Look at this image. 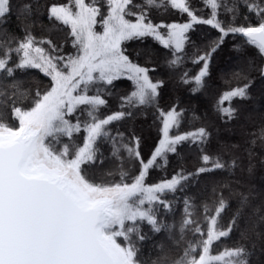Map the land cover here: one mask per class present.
Returning a JSON list of instances; mask_svg holds the SVG:
<instances>
[{"label":"snow or ice","instance_id":"obj_1","mask_svg":"<svg viewBox=\"0 0 264 264\" xmlns=\"http://www.w3.org/2000/svg\"><path fill=\"white\" fill-rule=\"evenodd\" d=\"M165 3L186 14L189 22L154 23L151 10ZM202 3L210 9L207 18L191 0L52 3L48 19L54 28L58 24L67 29L65 42L70 41L75 50L66 53L53 38H37L31 23L24 24L22 37L3 29L13 6L12 0H0V264H251L252 250L260 245L264 251V199L254 203L253 193L239 194L238 207L222 225L228 202L216 187L211 206L203 204L205 226L195 218L191 199L184 198V217L175 241L181 251L176 258L165 254L151 260L141 251L140 242L147 239L144 222L155 233L174 234L176 226L163 223L158 215L161 208L171 210L169 193L182 192L190 179L202 174L239 166L237 158L230 162L223 158V152L235 145L209 153L206 127L173 131L179 129L185 109L175 104L166 110L159 107L164 81L154 80V69L138 62L139 53L133 58L128 51L129 42L152 37L173 50L168 66L175 69L183 62L181 54L194 24L218 29V39L196 53L198 74L181 75L183 84H194L193 95L204 87L210 61L230 33L247 38L246 43L264 57V0ZM37 6L25 0L17 6L18 18L30 19ZM241 6L248 14L241 12ZM221 11L231 16L230 23L218 18ZM31 69L47 83L17 76ZM259 72L264 76V67ZM234 75L248 80L242 73ZM122 78L132 82L133 90L117 97L119 110L106 112L115 82ZM252 83L248 80L221 95L216 110L222 119L236 118L232 101L246 99ZM145 106L154 107L162 120V138L146 160L140 150L142 137L135 132L113 133L111 127ZM250 136L251 145L259 141L264 148V125ZM186 142L198 147L201 166L195 172L181 169L170 179L147 183L149 170L160 160L167 164V154L177 153ZM104 144L110 145L119 167L104 171ZM125 159L139 163L137 174L123 166ZM97 169L102 176L95 174ZM234 231H239V240L214 252L215 242ZM188 233L193 239H185Z\"/></svg>","mask_w":264,"mask_h":264},{"label":"trees","instance_id":"obj_2","mask_svg":"<svg viewBox=\"0 0 264 264\" xmlns=\"http://www.w3.org/2000/svg\"><path fill=\"white\" fill-rule=\"evenodd\" d=\"M24 2L25 0H12L13 10L11 15L7 17V22L2 26L3 29L16 37H22L24 24L31 23L37 38L51 37L56 43L63 44L66 53L75 51L70 41L65 42L68 39L67 29L58 24L54 28V22L49 21L47 13L48 6L52 3L67 2V0H31L38 6L30 19L18 18L17 6ZM191 5L200 10V14L204 18H207L210 9L204 7L202 0H191ZM241 12L248 14L243 6H241ZM150 18L154 23L161 21L164 23H184L190 20L186 14L171 8L167 3L160 8H153L150 12ZM218 18L225 24L231 22V16L222 11ZM187 35L190 42L185 43L184 52L181 54L183 55V62L175 69L168 66V61L173 58V50L164 48L152 37L129 42L128 51L133 58H137L136 54L139 53L138 62L154 69L151 73L154 80L162 79L164 81V86L160 90L159 107L166 110L175 104L178 108L185 109L179 129L173 131L183 133L201 126L206 127L210 133L208 144L205 146L209 153H218L221 146L224 145H235V148L229 147L227 151L223 152V158L230 162L235 157L238 159L239 166L231 170H217L202 174L190 179L182 192L168 194L166 198L172 203V208L170 211L161 208L158 215L163 223L176 226L173 229L174 234L170 235L166 230L155 233L151 231V227L146 222L142 224V232L147 235V239L140 242L141 251L145 258L151 260H156L165 254L170 259H174L180 254L181 249L175 241L179 238L178 229L184 217L183 201L185 197L191 199L192 211L202 226L206 225L204 217L207 215L203 211V204L208 203L211 206L215 198L212 193L213 187H216L218 192H222L228 202V208L220 220L222 225L228 223L238 207L239 194L253 193L257 196V199L253 201L254 203H259L261 199H264V148L260 146L259 141L255 146L249 143L252 139L250 133L256 132L261 125H264V76H261L259 72V68L264 67V57H261L255 46L248 45L246 39L241 35L230 33L224 37L223 43L210 61L209 76L205 80L204 87L193 95L191 90L194 84H183L180 79L181 75L184 72H187L189 77L198 74L201 65L193 62L197 51L203 52L213 41L218 39L221 33L211 25L194 24ZM235 73H242L253 83L248 90L246 99L234 98L232 106L237 109V116L235 119L227 121L222 119L217 112V101L224 92L237 86H243L248 82V80L237 78ZM17 76L25 80L36 78L45 84L47 83V78H44L35 69L18 72ZM132 90L131 81L125 78L116 81L113 89L114 94L109 98V106L105 111L119 110L117 97ZM225 106H227V102ZM111 127L113 133L120 131L127 136L128 133L135 132L136 135L142 137L140 150L145 160L150 157L162 135L160 131L162 120L159 118L156 109L148 106L140 108L132 118L114 122ZM248 149L252 150L251 155H249ZM102 150L106 156L104 171L120 166L121 162L111 157L109 144H104ZM123 166L135 175L139 163L125 159ZM200 166L198 147L186 142L178 146L177 153L167 154V164L160 160L158 166L150 169L146 182L159 183L165 179H170L181 169L185 173L195 172ZM95 174L98 177L102 176L99 169L95 170ZM224 184L229 185V187L223 188ZM241 226L243 227V222ZM185 239H193L192 234L188 233ZM238 240L239 231H234L228 237H223L220 241L215 242L213 250L215 252L231 247ZM252 251L251 264H264V251H261L260 245Z\"/></svg>","mask_w":264,"mask_h":264},{"label":"water","instance_id":"obj_3","mask_svg":"<svg viewBox=\"0 0 264 264\" xmlns=\"http://www.w3.org/2000/svg\"><path fill=\"white\" fill-rule=\"evenodd\" d=\"M244 39H247V38H245V37H243Z\"/></svg>","mask_w":264,"mask_h":264},{"label":"rangeland","instance_id":"obj_4","mask_svg":"<svg viewBox=\"0 0 264 264\" xmlns=\"http://www.w3.org/2000/svg\"><path fill=\"white\" fill-rule=\"evenodd\" d=\"M162 133V132H161ZM161 138H162V135H161Z\"/></svg>","mask_w":264,"mask_h":264}]
</instances>
